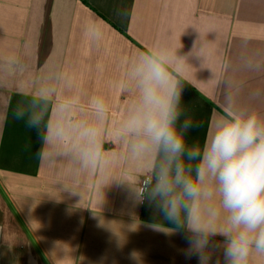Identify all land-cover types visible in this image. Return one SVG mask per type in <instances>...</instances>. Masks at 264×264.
Here are the masks:
<instances>
[{"label":"crops","instance_id":"crops-1","mask_svg":"<svg viewBox=\"0 0 264 264\" xmlns=\"http://www.w3.org/2000/svg\"><path fill=\"white\" fill-rule=\"evenodd\" d=\"M156 41L192 51L181 120L201 127L189 143L225 105L264 115V0H0V264H197L183 233L147 227L154 210L131 186L156 155L120 136L138 99L131 64ZM34 104L46 109L38 128L27 123ZM49 123L65 134L45 143ZM78 124L99 130L95 166L82 162Z\"/></svg>","mask_w":264,"mask_h":264},{"label":"clouds","instance_id":"clouds-1","mask_svg":"<svg viewBox=\"0 0 264 264\" xmlns=\"http://www.w3.org/2000/svg\"><path fill=\"white\" fill-rule=\"evenodd\" d=\"M182 47L153 42L139 50L128 72L138 99L120 136L135 138V154L156 155L152 169L131 186V193L136 204L147 202L154 210L158 222L147 227L166 235L183 233L185 259L251 264L254 255L264 256V115L225 105L210 121L203 142L189 143L186 134L201 124L190 117L181 120L183 85L193 67L192 51L180 55ZM92 107L102 118L103 101L94 100ZM69 110L70 105H61L58 113L64 118ZM45 111L34 104L28 125L38 128ZM15 116L19 120L25 113ZM74 131L83 144V164L95 166L102 156L99 130L78 124ZM51 134L63 136L65 129L58 125L53 130L49 123L45 143ZM129 258L139 261L136 252Z\"/></svg>","mask_w":264,"mask_h":264}]
</instances>
